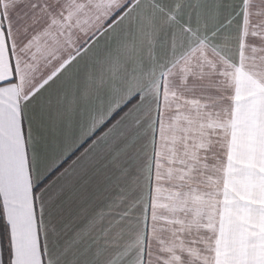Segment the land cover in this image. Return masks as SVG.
Instances as JSON below:
<instances>
[{
	"label": "snow or ice",
	"instance_id": "obj_1",
	"mask_svg": "<svg viewBox=\"0 0 264 264\" xmlns=\"http://www.w3.org/2000/svg\"><path fill=\"white\" fill-rule=\"evenodd\" d=\"M0 264H264V0H0Z\"/></svg>",
	"mask_w": 264,
	"mask_h": 264
},
{
	"label": "crops",
	"instance_id": "obj_2",
	"mask_svg": "<svg viewBox=\"0 0 264 264\" xmlns=\"http://www.w3.org/2000/svg\"><path fill=\"white\" fill-rule=\"evenodd\" d=\"M102 199H103V197L101 196L100 199L95 200V201H91V202H90V205H89V210H91V208H92V207H95L97 204L101 203V202H102ZM70 211H71V216H70V219H71V218L74 217V216L76 215V213L78 212V208H77L75 205H73V206L71 207Z\"/></svg>",
	"mask_w": 264,
	"mask_h": 264
}]
</instances>
